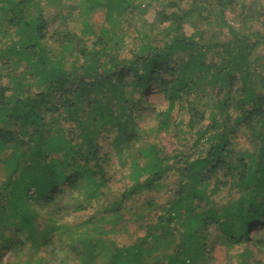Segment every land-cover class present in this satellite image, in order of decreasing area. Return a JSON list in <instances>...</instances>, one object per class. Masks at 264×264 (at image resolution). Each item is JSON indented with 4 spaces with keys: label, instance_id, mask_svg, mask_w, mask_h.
I'll return each instance as SVG.
<instances>
[{
    "label": "trees",
    "instance_id": "trees-1",
    "mask_svg": "<svg viewBox=\"0 0 264 264\" xmlns=\"http://www.w3.org/2000/svg\"><path fill=\"white\" fill-rule=\"evenodd\" d=\"M211 1L222 22L239 6ZM57 3L0 0V264H204L213 239L231 248L250 241L252 228L264 227V76L252 61L264 34L254 41L228 27L230 39L205 46L183 27L214 11L192 0L160 12L122 55L115 27L94 30L89 18L102 8L115 26L114 18L140 10L139 0H83L79 34L48 31L43 9ZM153 82L167 104L145 129L134 114ZM176 109L185 123H173ZM172 125L181 149L167 153L156 138ZM113 131L111 146L128 170L117 193V163L101 144ZM174 170V186L163 191ZM141 197L144 236L127 246L106 240ZM94 205L99 218L63 222ZM66 241L77 255L70 263L61 254ZM249 255L245 247L238 264Z\"/></svg>",
    "mask_w": 264,
    "mask_h": 264
},
{
    "label": "rangeland",
    "instance_id": "rangeland-1",
    "mask_svg": "<svg viewBox=\"0 0 264 264\" xmlns=\"http://www.w3.org/2000/svg\"><path fill=\"white\" fill-rule=\"evenodd\" d=\"M192 0H139L140 10L127 11L119 18H114L116 22L115 26L113 23L107 19V13L105 9L94 10L89 18V24L94 30H99L102 27L109 28L111 26L115 27V33L122 35L124 39V45L120 49V54H128L135 45L139 43V34L143 29H151L152 26L157 24L158 14L160 12L171 13L176 12L178 9H187ZM208 5L212 6V11H217L216 4L211 0H202ZM207 1V2H206ZM83 0H62L63 6L60 3L54 5H45L43 9V14L48 22V31L53 32L56 29L70 28L73 29L77 34L80 33L82 26L79 21L81 19V3ZM238 3V7L235 9H226L223 14V22L218 14L214 11L208 18L204 19L207 11L202 12V17H194L190 22L184 24L183 30L187 35H195V40L205 46H213L216 42L227 41L231 38L228 32V27H231L237 31H240L247 35L248 37H253L255 41L256 38L263 36L264 34V0H235ZM59 5V6H58ZM68 7V8H66ZM71 8V9H69ZM70 13V16L68 15ZM83 14V13H82ZM250 16L248 21H245L244 16ZM67 17L66 19L62 17ZM73 18V20L70 19ZM207 17V16H206ZM225 23V24H224ZM168 23L164 24L166 26ZM201 33V34H198ZM255 36V37H254ZM86 38L91 39V36ZM263 39V38H262ZM261 39V40H262ZM260 41L257 45L252 56V61L257 69L262 67L264 76V41ZM214 47L210 48L207 56L208 58L214 52ZM166 100L160 91L158 82H153L146 94V102H144L139 111L135 112V116L139 121V125L142 128L150 129L156 126V112L166 108ZM178 109L174 110L172 113V120L180 118L186 122V116L184 111L178 113ZM174 125V124H173ZM167 132H162L158 138L160 146L163 147L164 151L171 152L174 149L180 150L178 142L175 139V129L173 128ZM183 130H187L184 125H181ZM108 133H106L107 135ZM104 135L101 144L104 147V152H109L113 157L114 163H117L115 170L113 172V188L114 193H117L122 185L128 181L127 179V166L123 167L118 164L116 150L111 146V140L115 135V132L110 136ZM152 138V137H151ZM239 146H242L244 141L242 138L239 140ZM187 152H192L193 148L191 145L188 146ZM54 154H52L53 157ZM34 171V170H33ZM173 176L164 181V190L168 191L174 186V182L178 176L176 170L173 171ZM35 199L40 198L43 194V190L39 188L35 192ZM163 193L158 195V198H163ZM31 199V202L33 200ZM144 197L134 200L128 204L127 207L130 211L126 209L124 214V219L120 222L114 229L113 232L106 233L103 237L106 240H113L118 245H132L139 242V240L144 236L145 229L144 225L147 223V211L144 206ZM27 204L28 210L30 209L31 222L38 223V217L33 216V206ZM23 212H26V207L23 208ZM102 215L100 207L88 206L85 211L71 213L64 219V223L67 225H76L82 223L88 219L95 220ZM34 217V218H33ZM41 218V217H40ZM42 219V218H41ZM39 220V224H44V221ZM96 221H94L95 223ZM103 225V224H101ZM42 228V226H41ZM106 228H109L107 225ZM264 234V227H254L250 232V241L240 246L228 247L224 244H220L217 239H213V242H208L206 249V260L204 264H238L240 261L239 254L246 247L250 255L246 258L247 264H264V239L262 235ZM64 252L68 254V263L75 258L77 255L68 249L67 241L61 246ZM44 252V249L43 251ZM8 257V256H7ZM6 257V259H7Z\"/></svg>",
    "mask_w": 264,
    "mask_h": 264
}]
</instances>
